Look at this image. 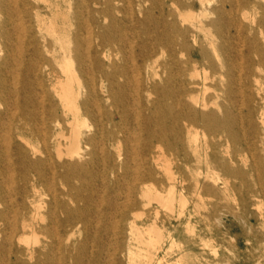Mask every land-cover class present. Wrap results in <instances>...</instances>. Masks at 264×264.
I'll return each mask as SVG.
<instances>
[{
	"label": "bare ground",
	"instance_id": "1",
	"mask_svg": "<svg viewBox=\"0 0 264 264\" xmlns=\"http://www.w3.org/2000/svg\"><path fill=\"white\" fill-rule=\"evenodd\" d=\"M202 162L264 209V0H0V264H91L81 232L102 256L127 219L129 264H164L135 195L185 207Z\"/></svg>",
	"mask_w": 264,
	"mask_h": 264
},
{
	"label": "rangeland",
	"instance_id": "2",
	"mask_svg": "<svg viewBox=\"0 0 264 264\" xmlns=\"http://www.w3.org/2000/svg\"><path fill=\"white\" fill-rule=\"evenodd\" d=\"M198 131L199 140L204 141L207 138L206 131L203 128H199ZM160 165L163 178L158 186L163 187L169 185L171 180L162 167L164 165L162 161ZM200 167L203 173L199 176L187 174L186 181L176 182L177 188L185 194V207H182L181 202L176 199L174 211H171L154 199L145 208L141 204L140 195L136 193L135 196L139 203L135 210L138 226H148L151 218L158 211L160 222L164 224L165 234L170 232L175 238L172 246L171 241L167 239L164 242V249L160 251V256L167 261L164 264H264V214L261 213L264 209L250 204L248 210L244 211L241 180L233 177L229 185H226L224 180L214 182L205 177V162L200 163ZM211 167L212 170L222 173V170L218 168V163L213 162ZM172 168L176 170L175 164H172ZM128 178L126 177L127 180ZM205 184L212 185L214 188L207 191L204 188ZM124 186L121 189L120 201L126 196ZM98 194L95 193L94 199H97ZM104 210L107 212L106 206ZM254 215L257 220L253 225L245 223L246 220L251 221ZM90 229V234L81 232L77 238V243H82L86 263L94 264L100 259L103 263L109 264L108 259L113 258L116 261L115 264H129L127 254L131 242L129 219L125 221L122 234L118 235L115 231L110 232V239L106 246L102 247L104 249L102 256H99V248L102 244L99 236L103 235V228L91 225ZM254 231L261 235L256 243L252 238L250 239ZM132 242H134L132 244L133 257L140 262L142 255L139 253L137 241L132 240ZM117 245H120L119 251L111 256Z\"/></svg>",
	"mask_w": 264,
	"mask_h": 264
}]
</instances>
